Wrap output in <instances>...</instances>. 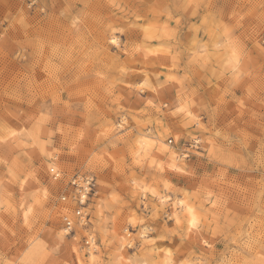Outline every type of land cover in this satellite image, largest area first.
Wrapping results in <instances>:
<instances>
[{
	"label": "rangeland",
	"instance_id": "374dc122",
	"mask_svg": "<svg viewBox=\"0 0 264 264\" xmlns=\"http://www.w3.org/2000/svg\"><path fill=\"white\" fill-rule=\"evenodd\" d=\"M29 1L0 0V264H72L73 248L83 257L91 249L83 241L87 231L58 239L63 215L74 209L61 195L75 174L95 175L99 192L89 231L95 239L105 235L99 232V213L109 218L105 202L125 190L129 176L145 179L152 171L125 167L134 141L145 135L165 143L177 165L191 170L188 177L170 174L179 194L203 186L218 204L199 233L201 242L215 241L211 252L193 236L189 255L264 264V51L258 46L264 0ZM117 26L119 33L111 30ZM112 37L118 45L110 44ZM233 41L241 45V76L229 84ZM187 100L198 124L171 115ZM121 124L127 131L118 140ZM161 127L173 133L169 140ZM52 167L62 172L58 179ZM22 176L29 177L24 191ZM33 194L40 204L28 228L20 204L32 203ZM117 214L125 215L119 207ZM157 224L163 231L162 218L149 214L150 238ZM128 231L135 244L140 233ZM183 243L179 236L157 240L155 259L163 264L171 250L176 260ZM100 258H116V249L103 248Z\"/></svg>",
	"mask_w": 264,
	"mask_h": 264
},
{
	"label": "snow or ice",
	"instance_id": "6c2138e0",
	"mask_svg": "<svg viewBox=\"0 0 264 264\" xmlns=\"http://www.w3.org/2000/svg\"><path fill=\"white\" fill-rule=\"evenodd\" d=\"M191 7V4L188 5ZM171 19V17H170ZM176 25L181 24L179 18L175 21ZM204 25L207 21L202 22ZM167 28V25H165ZM113 32H121L122 29L117 26L111 29ZM179 28L176 29L178 31ZM197 30L200 28L198 26ZM147 31V29H145ZM225 33L228 36L232 35L231 29L225 28ZM175 38V32H173L169 39ZM195 43V41H193ZM111 45H118L116 38H110ZM219 46V45H218ZM261 51H264V37L259 41ZM241 45L239 41H233L231 59L228 61L227 69H230L232 73V79L229 84H235L240 80L241 76ZM224 73L220 74L219 78H222ZM170 80H175L174 76L169 77ZM177 83H180L177 81ZM148 104L155 112H159L160 109L156 107L152 100L148 101ZM173 117L182 116L186 117L185 125L198 124L196 117L193 116V109L191 106V100L183 101L180 105L174 106V110L171 112ZM48 117L41 116V122ZM159 122V121H157ZM127 129L124 125H120V129L116 131V138L119 140L124 137V133ZM161 134L164 136V140L170 139L172 132H168L165 128L161 127ZM176 138L179 139L180 131L175 130ZM15 136L16 132H12ZM41 152L44 155L50 153L41 147ZM160 152L162 155L157 156L156 153ZM130 160L125 165L126 168H134L137 171L143 168H149L152 171L149 173V177L140 179L139 176L133 174L128 177V183L123 192L117 194L113 192L110 199L106 201L108 207L109 218L105 220L104 212L99 213L100 216V233H106L105 235H97L94 240L92 236H88V243L91 245V249H85V255L80 256L79 251L73 248L74 253L72 264H159L155 259V254L160 250L156 245V241L160 239H168L171 236H179L183 241L184 252L180 256L179 250L177 251V259H170L173 256L171 250L164 253L163 264H242L235 258H228L227 254L224 256H217L215 253H211L209 256H201L200 259H194L189 255L187 249L191 246V238L196 236L197 243L201 244L205 253H210L215 241L199 240V233L203 230V225L207 220V214L214 212L218 207L216 201L212 197V193L201 186L194 191H185L183 194H179L180 190L176 188L174 182H170L172 177L171 173H178L181 176H191L192 172L186 165L178 166L176 163V156L171 153L170 149L165 143H162L158 138L140 136L134 141V144L130 150ZM51 172L56 174L57 169L51 168ZM11 175V170L9 172ZM127 174V173H125ZM143 176V173H140ZM29 180L28 176L20 177L21 191H24V184ZM176 192L177 195H173ZM45 198H47V191L44 192ZM200 201V202H198ZM139 208H137V203ZM40 200L35 199L33 194L32 203H21L20 208L23 209L22 218L25 227L31 228V220L35 215V205H39ZM209 205L210 207H206ZM120 208L121 212L125 215H118L117 208ZM143 212V216L139 213ZM151 216V219L162 218L164 225L163 231H160V225H156L157 235L154 238L148 236V232L152 229L145 227V220ZM92 227L91 225L89 226ZM129 228H137L140 233L138 240L135 244L129 239ZM95 233L97 230L92 229ZM67 233V226L64 231L59 233L58 239L63 240ZM15 236V233H11ZM232 248L230 251H238L237 240L231 241ZM108 246H112L116 249V258H110L107 261L102 260V249ZM246 247V245H245ZM128 249V252H125ZM54 250V249H53ZM151 252L153 259H148L144 253ZM123 253V255H120Z\"/></svg>",
	"mask_w": 264,
	"mask_h": 264
},
{
	"label": "built area",
	"instance_id": "2783aa9c",
	"mask_svg": "<svg viewBox=\"0 0 264 264\" xmlns=\"http://www.w3.org/2000/svg\"><path fill=\"white\" fill-rule=\"evenodd\" d=\"M31 5L35 3V0L29 1ZM264 37V32L261 38ZM260 38V39H261ZM61 171L57 170V173H53L54 179H58L61 176ZM70 191L67 194L61 195L60 199L64 203H70L74 206L72 213H66L63 215V230L67 226L66 235H75L77 231H87L88 234L84 236V243L87 247H91L88 243V236L94 235L89 231L90 225H92L91 205L94 203V199L97 197L99 188L97 178L91 173L75 174L72 176L68 183Z\"/></svg>",
	"mask_w": 264,
	"mask_h": 264
},
{
	"label": "bare ground",
	"instance_id": "6f19581e",
	"mask_svg": "<svg viewBox=\"0 0 264 264\" xmlns=\"http://www.w3.org/2000/svg\"><path fill=\"white\" fill-rule=\"evenodd\" d=\"M115 38V37H114ZM117 39V38H116ZM239 203V202H238ZM150 233H148V236H149ZM90 249V248H89Z\"/></svg>",
	"mask_w": 264,
	"mask_h": 264
}]
</instances>
